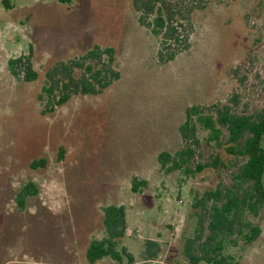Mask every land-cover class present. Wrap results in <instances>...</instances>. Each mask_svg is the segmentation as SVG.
I'll list each match as a JSON object with an SVG mask.
<instances>
[{
    "label": "rangeland",
    "instance_id": "rangeland-1",
    "mask_svg": "<svg viewBox=\"0 0 264 264\" xmlns=\"http://www.w3.org/2000/svg\"><path fill=\"white\" fill-rule=\"evenodd\" d=\"M10 1L5 9L0 0V264H88L86 248L104 235L109 204L125 208L119 247L136 261L153 239L161 252L150 264H189L182 247L195 226L192 197L228 183L239 160L198 125V160L218 154L222 167L184 176L162 169L157 156L181 146L189 106L264 105V0H179L190 19L169 61L158 60V38L132 0ZM93 45L114 48L120 78L41 113L46 70ZM29 52L37 77L26 82L7 61ZM38 159L43 166L32 168ZM27 181L36 194L20 211L15 196ZM248 219L258 237L226 252L240 264H264V205Z\"/></svg>",
    "mask_w": 264,
    "mask_h": 264
},
{
    "label": "trees",
    "instance_id": "trees-1",
    "mask_svg": "<svg viewBox=\"0 0 264 264\" xmlns=\"http://www.w3.org/2000/svg\"><path fill=\"white\" fill-rule=\"evenodd\" d=\"M70 3L72 0H54ZM5 9L12 7L10 0H1ZM139 19L158 38L157 58L169 61L174 49L183 41L181 29L190 10L185 12L179 0H132ZM145 17H151L144 22ZM10 74L30 82L36 79L30 52L9 58ZM120 78L115 63V50L110 46L93 45L84 53L52 65L45 72L44 83L38 94L41 113L52 112L74 95L96 96ZM197 125L206 130L216 141V147L239 160L230 172L229 182H219L214 187L192 197L191 207L195 217L192 236L183 240L182 254L189 264L203 261L205 264H240L227 248L253 242L260 227L248 216L256 217L264 205V105L259 109L236 111L230 104L209 111L192 105L187 107L185 118L179 125L181 146L173 152L161 151L157 156L160 167L192 176L205 169L217 170L224 165L215 154L204 162L198 160L196 145ZM43 159L30 163L32 168L41 167ZM36 194L34 182L27 181L15 196L21 211L26 199ZM103 236L92 239L85 251L88 264L108 259L114 264H150L161 252L159 242L145 239L140 260L119 241L126 229V211L123 205L109 204L102 208Z\"/></svg>",
    "mask_w": 264,
    "mask_h": 264
}]
</instances>
